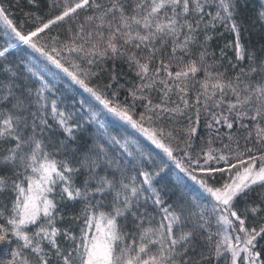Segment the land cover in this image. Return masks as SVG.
I'll list each match as a JSON object with an SVG mask.
<instances>
[{
    "label": "snow or ice",
    "instance_id": "snow-or-ice-1",
    "mask_svg": "<svg viewBox=\"0 0 264 264\" xmlns=\"http://www.w3.org/2000/svg\"><path fill=\"white\" fill-rule=\"evenodd\" d=\"M28 2L36 4L37 0ZM206 3L63 0L58 14L46 20L35 17L40 22L24 31L23 24L18 26L0 0V23L17 41L0 48V172L13 170L17 177L10 182L15 193L11 210L0 206V264H51L49 252L57 264H264V222L249 223L257 218L264 221V61L253 66L255 56H246L239 41L238 9L233 0H219V10L212 19L236 34V59L247 58L250 64L234 78L208 64L206 49L196 50L198 44L204 48L198 37L201 22L211 15L205 11ZM82 10L87 11L81 20ZM62 23H68V35L63 39L59 33L52 34ZM18 44L39 53L173 160L180 172L207 194L211 213L183 200L165 204L153 189L150 198L161 218L145 228V219L151 221L152 217L146 210L140 212V197L152 188L158 173L140 169L143 156L130 150L128 142L121 145L127 167H123V159L109 156L104 144H95L79 164L88 170L89 179L96 181L95 193L107 195L109 189L115 190L111 210L97 216L95 209L103 205L90 204L84 210L78 243L71 232L61 233L55 226L57 205L49 194L59 181L64 185L59 192L61 200L87 199L89 181H85L83 191L74 187L69 174L79 169L52 159L45 150L44 133L52 129L46 119L49 105L40 91L33 100L32 90L17 83L18 73L3 63ZM109 60L113 65L111 82L101 90L93 86L92 79L98 75L95 68ZM118 61L127 64L138 81L125 89L123 101L118 91H108L122 87ZM253 75L262 78L253 80ZM153 92L158 102H154ZM50 110L54 118L59 117L56 125L63 133L58 150H68L79 125L69 124V117L59 111L55 101ZM202 111L210 117L209 129L219 125L233 130L221 148L213 147L212 140L197 147L196 126ZM182 118L188 123L179 128ZM241 130L246 133L243 137L236 134ZM220 131L216 129L217 135ZM112 142L120 145L115 138ZM129 169L137 176L128 177L127 183L117 180V172ZM137 177H142L139 184ZM8 187L9 181L0 175V192ZM241 201L245 203L243 210L238 207ZM129 216L135 228L126 232L120 218L127 220ZM213 219L215 233L210 231ZM93 228L95 233L91 234ZM60 235L72 240L70 249H61Z\"/></svg>",
    "mask_w": 264,
    "mask_h": 264
},
{
    "label": "trees",
    "instance_id": "trees-1",
    "mask_svg": "<svg viewBox=\"0 0 264 264\" xmlns=\"http://www.w3.org/2000/svg\"><path fill=\"white\" fill-rule=\"evenodd\" d=\"M4 7L12 15L14 21L18 26L22 23L23 30L28 31L36 26L40 21L35 20V17H42L48 19L59 13L63 6V0H37L36 4H30L28 0H2ZM219 0H207L205 11L211 13L210 16H205L200 24L198 37L199 43L204 45L200 48L197 45V51H204L206 49V60L208 64H213L216 70L224 72L229 78H234L241 69L245 71L249 68V60L238 61L234 44L236 42V34L230 31L224 24L218 20H213L216 12L219 10L217 5ZM233 4L238 9L235 14L236 20L240 25L239 41L246 50V56L252 55L256 58V64L259 66L260 61H264V0H233ZM80 12V19H83L85 12ZM80 21L77 20V23ZM70 23V22H69ZM255 28L257 35L255 36L251 29ZM68 23H62L52 29V34L59 33L61 38H66L68 32ZM209 39H205V37ZM15 42L13 34L7 27L0 23V48L8 46V44ZM42 45L44 41L40 42ZM65 56L68 54L65 53ZM6 67L13 68L18 73L17 83L25 85L33 92V100H35V93L40 91L45 97V101L49 107L47 109L46 119L52 125V129L44 133L46 151L52 154V159L61 162H68L72 167L79 169L78 172L69 174L74 187L85 189V181L88 180L87 191L88 198H80L75 201L61 200L59 192L63 188V184L58 181L56 189L50 194V199H54L57 207L55 209V226L61 230L71 232L77 237V243L81 235L80 229L84 227L83 217L85 209L90 204H102L103 207L95 209L96 215L100 212H108L111 210L110 205L112 197L115 194L114 189H109L107 195L95 193L93 190L97 187L95 180L89 179V173L86 168H81L79 161L84 158V155L89 149L93 148L95 144H104L109 150V156L123 159V167H127L128 158L123 153L121 145L128 142L130 150L137 154H142L144 163L139 166L141 170H147L154 174L152 188L148 189V185H143L148 189L147 192L141 194L140 197V212L147 211V215L152 217L151 221L147 218L144 221V227L148 228L158 223L160 220L159 208L152 203L153 189L160 194L165 204H173L181 200L197 204L201 209L207 208L209 214L211 213L210 200L207 194L203 193L202 189L189 179L184 173L176 167L175 162L169 159L160 149L156 148L145 136L133 129L129 124L121 121L114 116L107 109H104L93 97L85 92L79 85L73 83L63 72L50 64L39 53L34 52L27 45L20 44L19 46L9 50L7 59L3 61ZM112 61L104 62L100 67H96L97 76L93 77V86H98L101 90L105 89L112 75ZM175 70V69H173ZM117 71L119 72L120 85L122 87H113L108 89L119 92V99L123 101L127 94L125 89L130 87L133 83H137L135 74L129 71L127 64L117 62ZM201 77L203 73L200 74ZM2 78V77H0ZM260 75H253L252 79H260ZM154 102L156 101V93H152ZM52 101H55L60 112L69 117V124L79 125L74 128L76 139L70 142L68 150L60 148L58 145L63 139V133L57 128L56 121L59 117L53 116L50 110ZM35 110V109H34ZM137 111H143L142 108H137ZM216 111H219L218 109ZM195 120V114H191ZM210 117L207 112L202 111L199 124L197 127V147L204 146L209 140L213 141V147L221 148L222 144L228 143L227 133L233 130L223 128L222 126H214L209 129L207 124L210 123ZM188 123L186 118H182L181 123L177 125L183 128ZM239 127V125H237ZM221 131L217 135L216 129ZM243 137L246 133L241 130L236 133ZM113 138L120 141V145L112 142ZM241 143L243 140L241 139ZM8 147V145H4ZM179 156V153H176ZM139 159V155L137 157ZM19 171H22L20 169ZM100 175H104L103 169H96ZM111 173V170H110ZM109 173V179L111 174ZM30 174V173H29ZM9 181V187L0 192V206H4L11 210L12 201L15 193L11 190L10 182L16 179L15 171L4 170L0 172ZM135 170H126L123 174L117 172V180L128 182V177H136ZM226 178V177H225ZM142 177H137V184ZM217 179H221L217 176ZM119 187V185H117ZM147 198V203L145 199ZM255 199V197H254ZM238 207L243 210L245 203L239 202ZM89 208V215H91ZM120 222L124 225L126 232H131L135 225L132 223V217L129 216L127 220L120 218ZM264 221L257 218L255 221L250 220V224H260ZM34 227V226H33ZM217 228L216 222L212 220V227L210 231L215 233ZM61 249H70L72 245L71 239H65L63 235L57 237ZM5 249V253H6ZM51 264H57L55 257L49 252Z\"/></svg>",
    "mask_w": 264,
    "mask_h": 264
},
{
    "label": "rangeland",
    "instance_id": "rangeland-1",
    "mask_svg": "<svg viewBox=\"0 0 264 264\" xmlns=\"http://www.w3.org/2000/svg\"><path fill=\"white\" fill-rule=\"evenodd\" d=\"M253 28V27H252ZM251 31L253 32V34L256 36L257 35V32L255 30V28L251 29ZM49 198H50V194H49ZM95 233V228L92 229V233L91 234H94Z\"/></svg>",
    "mask_w": 264,
    "mask_h": 264
}]
</instances>
